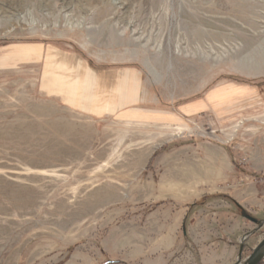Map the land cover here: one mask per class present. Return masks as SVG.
I'll use <instances>...</instances> for the list:
<instances>
[{
  "label": "rangeland",
  "instance_id": "rangeland-1",
  "mask_svg": "<svg viewBox=\"0 0 264 264\" xmlns=\"http://www.w3.org/2000/svg\"><path fill=\"white\" fill-rule=\"evenodd\" d=\"M243 78L264 81V0H0V264L158 252L170 210L240 167L264 185L262 104L179 110Z\"/></svg>",
  "mask_w": 264,
  "mask_h": 264
},
{
  "label": "crops",
  "instance_id": "crops-1",
  "mask_svg": "<svg viewBox=\"0 0 264 264\" xmlns=\"http://www.w3.org/2000/svg\"><path fill=\"white\" fill-rule=\"evenodd\" d=\"M230 80L232 83L228 86L217 84L203 95L182 101L179 110L186 116H193L230 103L251 106L249 101L254 100L264 106V81ZM258 110L259 118L264 119V110ZM242 126L245 133L253 131V127L245 122ZM259 127L263 135L256 137V143L261 147L251 148L248 159L254 167L264 169V126ZM240 140L239 137L234 139L232 146L245 149L247 145ZM252 173L248 167L237 168L236 179L229 191L206 194L202 200L175 208L174 212L170 210L167 217L159 219L162 226L158 233L169 242L167 248L158 252H146L147 248H144L142 253L113 257L110 256L111 245L108 244L107 250V244L100 240L98 246L103 259L96 264H233L238 256L239 238L251 223L243 210L250 216L264 213V185H257L252 180ZM178 210L181 211L179 214ZM177 247L179 251L173 256Z\"/></svg>",
  "mask_w": 264,
  "mask_h": 264
},
{
  "label": "water",
  "instance_id": "water-1",
  "mask_svg": "<svg viewBox=\"0 0 264 264\" xmlns=\"http://www.w3.org/2000/svg\"><path fill=\"white\" fill-rule=\"evenodd\" d=\"M243 215L248 217L250 220H254L252 216L243 210ZM256 221V220H254ZM257 226L252 230L246 232L240 242H239V252L238 256L233 264H263L262 261L264 260V237L254 246L251 248V252L243 257V249L247 245V240L249 237L255 233L258 229L264 226V219H259L256 221Z\"/></svg>",
  "mask_w": 264,
  "mask_h": 264
},
{
  "label": "trees",
  "instance_id": "trees-1",
  "mask_svg": "<svg viewBox=\"0 0 264 264\" xmlns=\"http://www.w3.org/2000/svg\"><path fill=\"white\" fill-rule=\"evenodd\" d=\"M154 155H155V154H154ZM154 155L150 158V160L153 159Z\"/></svg>",
  "mask_w": 264,
  "mask_h": 264
}]
</instances>
